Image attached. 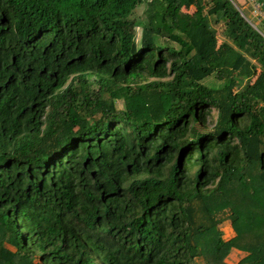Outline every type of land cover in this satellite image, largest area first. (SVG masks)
Segmentation results:
<instances>
[{"label": "trees", "instance_id": "1", "mask_svg": "<svg viewBox=\"0 0 264 264\" xmlns=\"http://www.w3.org/2000/svg\"><path fill=\"white\" fill-rule=\"evenodd\" d=\"M207 1L0 0V264H264V34Z\"/></svg>", "mask_w": 264, "mask_h": 264}, {"label": "rangeland", "instance_id": "2", "mask_svg": "<svg viewBox=\"0 0 264 264\" xmlns=\"http://www.w3.org/2000/svg\"><path fill=\"white\" fill-rule=\"evenodd\" d=\"M232 2H233V5H235L236 8L239 9L243 15L245 14L244 17L246 18V20L257 30L261 29L264 34V17H261L257 13H254L255 11H254V8L252 7L254 3L250 2L249 0H232ZM203 3H204L203 11H206V9L211 4L207 0H203ZM143 10H144V3H141L133 10V13H132L133 18H137L138 20H141V21L144 20ZM181 10L186 13H192L194 11V7L190 6L188 8H181ZM208 20H209L211 27L215 30L217 42H220L221 40L224 39L223 22L221 20H219L218 22H214L212 17H209ZM134 32H135L134 38H135V41L137 42L140 36V27H136L134 29ZM167 43H170L173 46H176L175 43H172L170 41H167ZM249 61L251 64H256L254 60L250 59ZM244 80H246V78H244ZM250 80H252V78ZM203 82L206 84H209L213 82V79L208 78L207 80L205 79ZM115 105L117 108H121L122 100L121 99L115 100ZM214 117H215V110L211 108L210 116L207 117V125L209 126L212 125ZM228 221L229 220L223 221L219 223L216 227V229L220 232V237L222 240H227L234 236V231ZM6 246L11 248L8 245ZM245 255H246L245 251H242L240 249L238 250L236 248H230L228 252L226 253V255L222 258V264H234L235 262H237L240 258L244 257ZM193 264H206V263L204 259H202L201 257H197L194 259Z\"/></svg>", "mask_w": 264, "mask_h": 264}, {"label": "built area", "instance_id": "3", "mask_svg": "<svg viewBox=\"0 0 264 264\" xmlns=\"http://www.w3.org/2000/svg\"><path fill=\"white\" fill-rule=\"evenodd\" d=\"M232 1V0H230ZM250 2L254 3L252 7L254 8V13H257L259 16L264 17V8H262V4L258 2V0H249ZM233 4V2H232Z\"/></svg>", "mask_w": 264, "mask_h": 264}]
</instances>
